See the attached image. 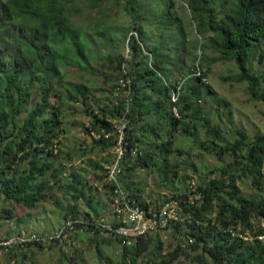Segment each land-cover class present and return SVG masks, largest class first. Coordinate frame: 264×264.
Returning a JSON list of instances; mask_svg holds the SVG:
<instances>
[{
	"label": "trees",
	"instance_id": "obj_1",
	"mask_svg": "<svg viewBox=\"0 0 264 264\" xmlns=\"http://www.w3.org/2000/svg\"><path fill=\"white\" fill-rule=\"evenodd\" d=\"M88 8L98 14L90 28L75 19ZM115 11L130 23L111 24ZM102 56L114 77L92 68L91 59ZM221 62L227 65L224 82L247 83L252 98L264 103V0H0V196L31 211L52 201L62 213L54 230L32 232L43 236L61 230L62 237L47 243L17 240L13 246L21 250V259L13 246L0 249L10 253L14 264H42L25 250L57 246L72 264L80 256L74 236L85 233L107 264H135L145 257L147 264H174L192 252L200 264H264V132L250 135L236 125L230 102L209 83L212 68ZM74 66L85 70L81 80L70 76ZM207 96L230 124L229 134L209 117L203 103ZM78 112L89 120L84 129L94 145L123 150L105 160L108 167L89 158L95 169L91 179L87 166L63 176L65 161L77 152L62 147L68 131L62 125ZM179 135L221 163L195 182L203 199L184 204L183 220L170 225L174 250L165 252L162 232L123 243L108 228L118 225L115 199L122 192L145 209L159 208L165 199L149 206L133 177L139 169L156 168L166 186L177 177L183 181L180 161L172 162L174 153H186L176 146ZM114 163L119 172L110 181ZM247 180L255 189L250 195L240 187ZM99 184L106 199L99 195ZM192 184L185 191L173 184L172 196L185 199ZM108 206L110 219L104 213ZM1 210L13 216L12 209ZM188 236L194 241L185 247L181 240ZM114 239L122 246L117 263L104 258L101 248Z\"/></svg>",
	"mask_w": 264,
	"mask_h": 264
},
{
	"label": "rangeland",
	"instance_id": "obj_2",
	"mask_svg": "<svg viewBox=\"0 0 264 264\" xmlns=\"http://www.w3.org/2000/svg\"><path fill=\"white\" fill-rule=\"evenodd\" d=\"M87 14L90 15L91 19H87ZM98 17L96 11H90L88 8L85 13L75 16L76 21L79 24H82L83 27L90 28L95 22V18ZM109 21L111 24L115 23H130L123 12H113L110 16ZM124 26V25H122ZM93 27V26H92ZM127 27V26H126ZM114 33V32H113ZM117 37L122 38V34L119 32L116 34ZM108 54V51H106ZM105 54V55H106ZM123 54L128 57V48L127 46L123 48ZM212 55V54H211ZM226 62H221L212 68L213 72L209 76V83L212 85L214 91L221 97L226 98L230 102L229 109L233 110L232 117L236 125L244 126L250 135L264 132V103L255 100L252 98L248 88L247 83H234L224 82L221 79L222 75H227ZM110 64L108 59L102 56L99 59H91L92 68L95 71H103L110 78L115 76L113 68H109ZM229 64H231L229 62ZM70 76L76 80H81L80 73H85V70H79L76 66L70 68ZM102 79V78H101ZM114 80V79H113ZM207 102H203L207 111H210L209 117L215 122L219 123L222 129L225 130L226 134H229L230 124L227 122L226 118L220 117V114H217L216 108L217 104L213 97L207 96L205 98ZM55 101V100H54ZM224 107H220L222 111ZM29 109L27 108L26 111ZM26 111L24 112L23 117L26 116ZM89 125L88 118L82 113H74L69 115L65 121H63V127L67 128V132L63 133L61 141L63 142L62 147L66 150L76 151L77 153L73 156L71 161H65L66 169L64 170L63 176L66 177L72 170H80L86 166L89 169V174H86L87 179L92 178V172L95 171L94 167L88 164V159L93 158L95 160L102 161L106 167L108 163L105 160L118 153L119 149L117 147H107L102 149L101 145H94L93 139L85 131L84 127ZM206 136L205 132L200 130L198 133L199 139H203ZM176 146H180L186 149V153L182 156H178L177 153L173 154L172 162L180 161L179 170L184 179L182 181L181 177H177L176 180H173L169 185H164L162 178L159 175L158 170L150 169H139L135 172L133 180L139 183L142 187L140 192L141 196L149 204V206H155L158 200H164L173 195L172 185L179 186L184 191L190 183H195L200 179V177L208 174L211 170L217 168L221 163L220 161L212 154H209L205 151H201L194 144L191 138L179 135L176 142ZM59 152V150L57 151ZM160 157L159 160H161ZM189 161L196 165V169L189 167L186 168L185 162ZM175 168H173L174 170ZM99 195L102 198L106 199L104 195V186L99 184ZM242 193L245 195H250L255 192V189L252 187L249 180L240 184ZM59 196L63 195L62 191H58ZM12 209V215L6 211H2L1 208ZM110 207L108 206V209ZM30 211V213H29ZM58 210L52 201H48L42 204L37 210H29L24 205L15 204L13 202H4V198L0 196V214L3 216L0 217V238L11 237L13 234L26 233L29 232H38L46 233L54 230L56 226L61 224V214H58ZM106 219L111 218L112 210L111 208L104 212ZM8 217V218H7ZM106 234V233H105ZM85 233L80 236H74V241L76 242L77 251L80 256L77 255L76 260L71 263L76 264H107L102 259L97 252L95 241L92 240V237H83ZM108 235V234H106ZM166 241L165 252L174 250L176 247L175 239L169 235ZM13 245L10 246L12 248ZM14 247V246H13ZM101 248L103 250L104 258H110L112 263H117L121 261L122 256V246L121 244L114 239L113 242L108 244H102ZM35 250V251H34ZM33 252H29V249H26L25 252L29 257L34 258L35 260L41 262L42 264H68L66 259H62V253L59 247L55 246L52 249L37 250L36 248ZM76 250V249H75ZM74 247L71 248L72 255L75 253ZM14 252L16 253V259H21L22 255L20 249L14 247ZM196 252L191 253V257L188 258L185 255H182L174 264H179V261L184 260L185 264H200L197 261L193 260ZM0 264H14L13 259L10 256V253L0 249ZM135 264H147V260L140 258Z\"/></svg>",
	"mask_w": 264,
	"mask_h": 264
},
{
	"label": "built area",
	"instance_id": "obj_3",
	"mask_svg": "<svg viewBox=\"0 0 264 264\" xmlns=\"http://www.w3.org/2000/svg\"><path fill=\"white\" fill-rule=\"evenodd\" d=\"M123 85L126 86L127 83L124 82ZM178 96L179 91L174 93L173 100L176 101ZM173 111L177 117H180V113L176 107H174ZM118 152L122 154V148H119ZM118 172L119 167L117 163H114L110 168L109 180L111 181L112 179H115ZM190 188L191 189L188 191V195L185 199L171 196L166 198L159 208L151 207L149 209H145L134 202H130L121 192L120 196L115 199V209L113 210L118 225H108L109 230L112 231L114 235L121 237L123 243L128 245L136 242L138 238L147 236L153 232H162L163 239H167L169 237L168 230L170 225L173 222L183 220L184 204L193 206L203 199V192L197 189L195 183H193ZM53 236L55 238L62 237L61 230L43 236L33 234L30 237H20L17 239L8 238L4 240L0 238V245L10 247L17 240L23 243L29 240L47 243L48 241L53 240ZM181 241L182 245L186 247V245L192 243L194 239L188 236L183 237Z\"/></svg>",
	"mask_w": 264,
	"mask_h": 264
}]
</instances>
